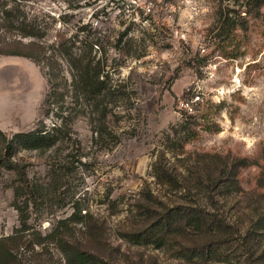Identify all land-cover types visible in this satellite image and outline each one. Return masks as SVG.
<instances>
[{"label": "rangeland", "instance_id": "374dc122", "mask_svg": "<svg viewBox=\"0 0 264 264\" xmlns=\"http://www.w3.org/2000/svg\"><path fill=\"white\" fill-rule=\"evenodd\" d=\"M3 3L8 8L14 0H0V16ZM19 8L48 33L49 56H58L50 44L90 24L89 34L98 31L108 51L112 89L123 96L108 104L102 132L92 108L81 98L72 102L68 93L42 116L47 68L25 56L0 54V130L12 138L42 123L51 127L61 106L64 116H74L69 140L47 151L13 153L32 195H18L22 184L16 171L0 164V239L21 228L22 215L31 227L14 248L13 264H69L58 245L44 238L73 216L69 239L110 264H194L197 259L177 258L180 243L191 246V240L173 239L158 249L134 245L125 233L143 225L135 206L143 202L144 191L166 196L168 204L178 201L156 183L152 165L163 151L180 165L166 135L181 121L196 120L202 129L185 145L187 165L196 153H219L262 167L240 170L244 192L224 203L233 221L239 216L244 221L241 212L249 199L264 191L259 186L264 179V0H25ZM232 20L238 27L233 29ZM31 40L21 38L17 28L0 26L4 50L27 51ZM59 65L70 77L67 62L61 59ZM182 112L205 113V118L182 117ZM215 124L219 132L206 131Z\"/></svg>", "mask_w": 264, "mask_h": 264}, {"label": "trees", "instance_id": "16d2710c", "mask_svg": "<svg viewBox=\"0 0 264 264\" xmlns=\"http://www.w3.org/2000/svg\"><path fill=\"white\" fill-rule=\"evenodd\" d=\"M23 1L25 0H14V5L8 8L7 4L3 3L0 26L17 28L21 38L32 40L25 44L27 51L4 50L0 47V54L25 56L41 65L43 69L47 68L45 71L49 91L41 104L42 116H49L52 107L58 105L59 99L68 93L72 102L81 98L92 108V112L97 114V130L102 132L105 129L104 119L108 104L120 98L119 94L123 96V93L112 89L108 71L110 58L101 37L97 35L98 31L89 34L88 27L91 25L83 24L69 38L49 45L56 47L58 56L46 55L44 43L49 35L36 19L28 21L24 11L19 8ZM232 25L235 26L233 29L238 27L233 20ZM126 34L127 32H124L119 40ZM16 43L24 44L22 40H17ZM61 59L67 62L70 77L61 73ZM61 111L64 112L62 106ZM63 112L56 114L59 121L51 127L42 123L40 126L36 125L33 130L16 133L12 138L0 130V164L16 171L17 180L22 184L18 195H32L33 188L26 173L18 167L13 153L17 149L47 151L69 140L67 127L74 116L66 117ZM185 116L186 113L182 112V117ZM186 118L203 119L205 113L200 117L191 115ZM200 126L201 123L196 120L181 121L166 135L171 144L168 148L177 161H180V165L167 160L164 151L163 156H158L152 165V175L156 183L178 201L168 204L163 200L166 196L156 195L150 189L144 191L143 202L135 206L137 215L143 219V225L127 231L125 238L134 245H153L158 249L173 239L191 240V246L180 243L177 258H184L189 262L197 259L194 264H219L233 259L238 264H264V191L257 194L255 199H249L248 205L241 212L245 217L244 221L240 216L233 221V216L227 213L224 207L225 201L231 195L244 192L239 178L240 170L254 164L262 167L244 157L230 159L231 156L224 158L219 153H196V157L187 165L184 163L187 158L182 156L183 150L187 143L197 138L202 130ZM205 129L214 133L220 131L216 124L208 125ZM262 156L264 162V148ZM259 186L264 188L263 178L260 179ZM22 216L21 228L14 234L0 239V264L15 262L14 248L23 244L26 232L31 229L27 216ZM73 218L67 219L68 224L66 220H60L48 238L44 239L56 243L69 264H110L99 254L83 247L80 241L69 239L72 237L69 232L72 231L70 222ZM37 234L40 239L38 244H42L40 234ZM90 237L98 238L93 234Z\"/></svg>", "mask_w": 264, "mask_h": 264}]
</instances>
